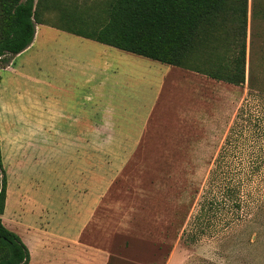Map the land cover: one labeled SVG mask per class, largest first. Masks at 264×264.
Here are the masks:
<instances>
[{
	"label": "rangeland",
	"instance_id": "obj_1",
	"mask_svg": "<svg viewBox=\"0 0 264 264\" xmlns=\"http://www.w3.org/2000/svg\"><path fill=\"white\" fill-rule=\"evenodd\" d=\"M106 1L48 2L44 24L36 27L37 40L42 27L68 37L61 30L66 12L81 11L83 19L96 20L104 16ZM56 39L34 46L15 65L16 56L0 62V142L8 179L2 220L29 246L34 264L45 255L39 250L42 242L57 236L72 239L79 226L81 195L74 191L78 181L66 178L72 173L65 165L67 152L58 147L56 135L41 132L43 96L68 94L44 84L47 64L56 62ZM249 39L250 34L248 44ZM121 55L128 65L113 87L111 110L97 111L112 117H97L96 131L81 135L82 178L96 174L113 180L102 183L111 187L84 239L105 241L111 264H164L174 246L181 249L184 264H264V193L227 236L214 228L195 242L182 238L185 229H192L212 162L248 93V81L238 87Z\"/></svg>",
	"mask_w": 264,
	"mask_h": 264
},
{
	"label": "trees",
	"instance_id": "obj_2",
	"mask_svg": "<svg viewBox=\"0 0 264 264\" xmlns=\"http://www.w3.org/2000/svg\"><path fill=\"white\" fill-rule=\"evenodd\" d=\"M51 1L0 0V62L32 45ZM101 9L104 16L91 21L81 11L66 12L61 30L230 85L248 81V93L212 162L192 229L182 238L195 242L217 228L227 236L264 193V0H108ZM0 177V264H30L29 246L2 220L8 179L1 142Z\"/></svg>",
	"mask_w": 264,
	"mask_h": 264
},
{
	"label": "crops",
	"instance_id": "obj_3",
	"mask_svg": "<svg viewBox=\"0 0 264 264\" xmlns=\"http://www.w3.org/2000/svg\"><path fill=\"white\" fill-rule=\"evenodd\" d=\"M42 28L38 40L35 36L32 45L17 55L12 65H15V60L33 50L34 46L43 45L57 37L56 62L52 66L47 64L49 72L44 84L68 94L43 96L41 132L56 135L58 147L67 152L68 160L65 165L72 167V173L66 174V178L78 181L79 186L75 187L74 191L79 193L81 198L77 201L79 226L76 236L72 239L57 236L42 242L39 250L44 249L46 252L45 255L40 254L39 264H111L113 255L106 248L107 243H92L85 240L83 235L94 221L111 187L102 183H113V180L106 175L96 174H88L87 178H82L81 135L96 131L97 117L111 116L109 113L98 116L97 111L111 110L113 87L117 85L123 67L128 65V59L121 55L126 52L67 32L64 33H67L68 37L59 38L51 31L55 29ZM81 88H84V94L73 93L80 92ZM82 181L84 185H81ZM179 250L181 249L174 246L164 264H184L185 257ZM30 264H33L32 254Z\"/></svg>",
	"mask_w": 264,
	"mask_h": 264
},
{
	"label": "water",
	"instance_id": "obj_4",
	"mask_svg": "<svg viewBox=\"0 0 264 264\" xmlns=\"http://www.w3.org/2000/svg\"><path fill=\"white\" fill-rule=\"evenodd\" d=\"M0 179H1V177H0Z\"/></svg>",
	"mask_w": 264,
	"mask_h": 264
}]
</instances>
